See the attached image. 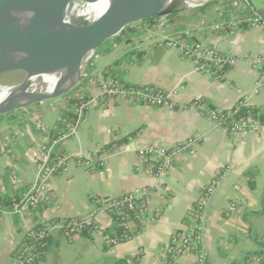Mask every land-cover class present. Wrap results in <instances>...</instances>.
I'll return each mask as SVG.
<instances>
[{
    "label": "crops",
    "instance_id": "crops-1",
    "mask_svg": "<svg viewBox=\"0 0 264 264\" xmlns=\"http://www.w3.org/2000/svg\"><path fill=\"white\" fill-rule=\"evenodd\" d=\"M264 15V0H252ZM238 2L213 0L191 10L158 34L155 22L139 21L111 38L86 66L82 80L66 97L34 105L0 120V196L19 191L23 196L34 184L39 163L50 146L49 132L59 118L72 112L74 99L91 100L76 137L64 149L73 156L67 168L49 181L50 204L37 205L21 215L0 217V264H22L16 249L24 232L54 218H76L94 210L98 201L147 188V218L133 223L131 238L107 246L99 233L67 236L55 230L42 264H197L194 255L172 261L166 248L181 231L192 204L223 168L229 167L209 200L204 225L205 264H261L264 258V128L230 134L200 114L195 107H149L128 101L113 103L97 98L93 79L110 72L131 85H156L176 90L174 100L203 98L213 108L230 109L252 94L261 75L246 60L264 53V27L241 25L231 32L228 22ZM217 26L220 28L218 29ZM190 31L201 44L234 54L237 65L224 79L199 71L190 60L165 45L167 39ZM250 104L264 114V78ZM264 121V120H263ZM190 137L199 142L177 155L173 168L158 180L138 151L150 144L173 147ZM99 152L103 164L90 169L75 158ZM154 219V220H152ZM98 222L111 231L115 222L100 215ZM262 255L256 257V255Z\"/></svg>",
    "mask_w": 264,
    "mask_h": 264
},
{
    "label": "built area",
    "instance_id": "built-area-1",
    "mask_svg": "<svg viewBox=\"0 0 264 264\" xmlns=\"http://www.w3.org/2000/svg\"><path fill=\"white\" fill-rule=\"evenodd\" d=\"M238 4L235 13L228 22L231 32L241 25H260L264 27V15L253 6L252 0H234ZM170 20L156 23L158 34H163ZM217 28H220L217 26ZM165 45L177 50L180 55L193 62L199 71H205L218 79H224L228 70L234 68L239 58L231 53L223 52L216 47L199 43L190 31L167 39ZM246 60L261 75L255 81L252 94H247L238 100V104L250 106L252 95L260 93L264 78V53L247 55ZM97 91V98L103 101L121 103L128 101L149 107H195L200 114L209 118L230 134L250 131L258 132L264 128V121L248 115L240 119H232L224 114V109L208 106L203 98H194L188 102L178 103L174 100L176 90H166L156 85H131L123 82L118 76L110 72L98 74L93 79ZM91 100L85 95L74 98L72 112L63 114L59 118L57 130L49 132L50 146L42 156L39 163L40 173L34 184L22 196L21 200L10 207H0V217L5 213L21 215L24 210H35L39 203L50 204L53 195L49 191V181L57 173L64 171L73 160L64 146L70 139L78 134L80 124L85 119ZM199 137H190L173 147L150 144L139 149L141 161H146L158 180L164 179L173 168L178 154L192 150L199 142ZM75 160L90 169H99L103 159L99 152H82ZM229 167L223 168L209 182L201 192L199 198L192 204L188 212L186 223L181 231L175 232L166 248V255L172 261L181 256L194 255L197 264H205L207 254L204 249V225L206 210L210 198L226 176ZM147 188H137L131 192L115 198L99 200L96 208L80 218H54L49 222L28 228L16 249V257L22 264H36L47 246L48 238L55 230H63L71 237L75 233H99L103 236L105 244L109 247L117 245L131 238L133 223L143 222L147 218ZM100 215L113 219L115 225L111 231H106L98 222ZM154 220V219H152Z\"/></svg>",
    "mask_w": 264,
    "mask_h": 264
},
{
    "label": "water",
    "instance_id": "water-1",
    "mask_svg": "<svg viewBox=\"0 0 264 264\" xmlns=\"http://www.w3.org/2000/svg\"><path fill=\"white\" fill-rule=\"evenodd\" d=\"M97 2L99 0H0V30L2 33L14 27H39L61 35L64 39L58 59L48 71L59 72L65 69L79 70L82 74L94 58L98 50L111 38L120 34L128 25L139 21L160 22L175 19L191 10L201 8L213 0L191 6L189 0H111L109 10L95 23L82 21L79 24L58 20H42L28 16V10L38 5H68L71 2ZM87 11L77 10L76 15ZM74 13V12H72ZM169 17V18H168ZM219 29V28H218ZM1 35V34H0ZM66 79L63 75L52 92L33 94L31 84L22 93L14 94L4 99L0 107V117L10 115L14 111L24 110L37 104L53 100L72 91L80 79L71 86L63 87ZM45 88L44 83L39 84ZM23 102V97H28ZM20 98V101L18 99ZM14 99V101H12ZM22 100V101H21ZM264 250V247H261ZM262 255H256L260 257ZM124 264H129L123 260Z\"/></svg>",
    "mask_w": 264,
    "mask_h": 264
},
{
    "label": "bare ground",
    "instance_id": "bare-ground-1",
    "mask_svg": "<svg viewBox=\"0 0 264 264\" xmlns=\"http://www.w3.org/2000/svg\"><path fill=\"white\" fill-rule=\"evenodd\" d=\"M189 1V5L194 6L202 4L206 0ZM110 5L111 0H99L91 3L81 1L71 2L66 6L38 5L30 8L27 12L28 16L35 19L58 20L75 24L82 21L95 23L106 14ZM77 10L87 12L76 15L78 14L75 13ZM2 32L0 30V71L24 68L28 70V76L20 84L0 83V107L4 105L5 98L22 93L30 84L32 86L29 92L42 94L54 91L56 83L63 75H66V79L62 82L63 87L71 86L81 78L82 68L79 70L70 68L59 72L48 71V68L57 61L61 52L64 41L61 35L39 27H14ZM41 83H44L46 87H40ZM29 98L30 96L23 97V102L28 101Z\"/></svg>",
    "mask_w": 264,
    "mask_h": 264
},
{
    "label": "trees",
    "instance_id": "trees-1",
    "mask_svg": "<svg viewBox=\"0 0 264 264\" xmlns=\"http://www.w3.org/2000/svg\"><path fill=\"white\" fill-rule=\"evenodd\" d=\"M143 22H152V20L143 21ZM126 29H127V27L123 31H125ZM68 95L69 94H66L64 97H66ZM70 100L72 102L74 101V99H70ZM224 114L227 115L229 118L236 119V120L240 119L241 117L248 116V115H251V116H254L258 119L264 120V114L262 112V109L260 107L255 106V105L244 106V105H240V104L236 103L232 108L224 109ZM21 198H22V195L20 194L19 191H16L13 194L7 195L5 197L0 196V207L1 206L10 207L15 202L20 201ZM80 217H76V218H80ZM49 241H50V237L48 238L47 246L43 249L41 259L36 264H42L43 261L45 260ZM261 264H264V258L261 259Z\"/></svg>",
    "mask_w": 264,
    "mask_h": 264
},
{
    "label": "rangeland",
    "instance_id": "rangeland-1",
    "mask_svg": "<svg viewBox=\"0 0 264 264\" xmlns=\"http://www.w3.org/2000/svg\"><path fill=\"white\" fill-rule=\"evenodd\" d=\"M199 9V8H198ZM194 10H196V9H194ZM169 18V17H168ZM172 20H174V19H172ZM131 25H128L127 26V29L126 30H129V28H131L130 27ZM86 69V68H85ZM84 72H85V70H84ZM84 72H83V74H84ZM83 74H82V76H81V79H80V82H81V80H82V77H83ZM28 76V70H26V69H24V68H18V69H4L3 71H0V83H2V84H20V83H22L25 79H26V77ZM80 82H79V84H80ZM78 86V85H77ZM76 86V87H77ZM75 87V88H76ZM74 88V89H75ZM73 89V90H74ZM72 90V91H73ZM72 91H70V92H72ZM69 92V93H70ZM69 93H67V94H69ZM66 95V94H65ZM65 95H63V96H65ZM62 96V97H63ZM19 111H21V110H17V111H14L13 113H11V114H14V113H17V112H19ZM10 114V115H11ZM7 116H9V115H7ZM7 116H5V117H7ZM5 117H0V120L2 119V118H5Z\"/></svg>",
    "mask_w": 264,
    "mask_h": 264
}]
</instances>
